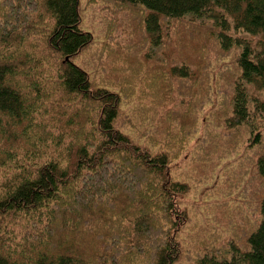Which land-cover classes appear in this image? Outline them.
Instances as JSON below:
<instances>
[{"label":"trees","instance_id":"1","mask_svg":"<svg viewBox=\"0 0 264 264\" xmlns=\"http://www.w3.org/2000/svg\"><path fill=\"white\" fill-rule=\"evenodd\" d=\"M0 264H264V0H0Z\"/></svg>","mask_w":264,"mask_h":264}]
</instances>
